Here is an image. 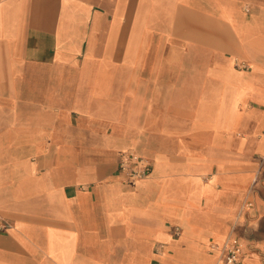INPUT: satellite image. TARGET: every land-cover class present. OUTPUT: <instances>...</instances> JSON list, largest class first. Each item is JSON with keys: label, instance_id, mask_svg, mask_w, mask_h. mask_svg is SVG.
Returning <instances> with one entry per match:
<instances>
[{"label": "crops", "instance_id": "0c3cea01", "mask_svg": "<svg viewBox=\"0 0 264 264\" xmlns=\"http://www.w3.org/2000/svg\"><path fill=\"white\" fill-rule=\"evenodd\" d=\"M0 213V264H264V0H0Z\"/></svg>", "mask_w": 264, "mask_h": 264}, {"label": "built area", "instance_id": "2783aa9c", "mask_svg": "<svg viewBox=\"0 0 264 264\" xmlns=\"http://www.w3.org/2000/svg\"><path fill=\"white\" fill-rule=\"evenodd\" d=\"M239 66L244 65L242 63ZM118 171L126 176L130 183L147 177L151 170V162L132 151H123L119 154ZM10 226L9 221L0 213V231ZM245 245L236 237L229 238L221 247L220 264H235L245 254Z\"/></svg>", "mask_w": 264, "mask_h": 264}]
</instances>
